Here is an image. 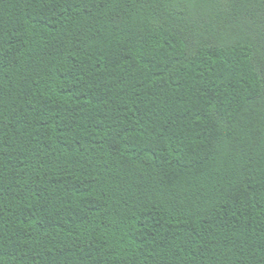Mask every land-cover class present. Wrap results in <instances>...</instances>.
Here are the masks:
<instances>
[{"label": "trees", "instance_id": "16d2710c", "mask_svg": "<svg viewBox=\"0 0 264 264\" xmlns=\"http://www.w3.org/2000/svg\"><path fill=\"white\" fill-rule=\"evenodd\" d=\"M0 264H264V0H0Z\"/></svg>", "mask_w": 264, "mask_h": 264}]
</instances>
